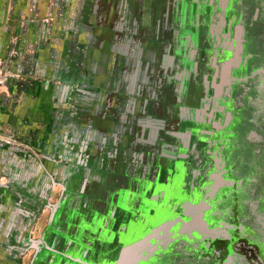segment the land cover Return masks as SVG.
<instances>
[{"label": "flooded vegetation", "instance_id": "obj_1", "mask_svg": "<svg viewBox=\"0 0 264 264\" xmlns=\"http://www.w3.org/2000/svg\"><path fill=\"white\" fill-rule=\"evenodd\" d=\"M105 3L81 37L80 88L55 108L70 131L50 156L58 200L39 237L16 231L0 253L264 264V0ZM169 214L180 221L152 233Z\"/></svg>", "mask_w": 264, "mask_h": 264}, {"label": "rangeland", "instance_id": "obj_2", "mask_svg": "<svg viewBox=\"0 0 264 264\" xmlns=\"http://www.w3.org/2000/svg\"><path fill=\"white\" fill-rule=\"evenodd\" d=\"M105 2L0 0V241L24 229L39 237L58 200L50 156L63 130L55 108L71 95L63 89L80 88L81 37L91 16H104ZM0 264H9L2 253Z\"/></svg>", "mask_w": 264, "mask_h": 264}, {"label": "water", "instance_id": "obj_3", "mask_svg": "<svg viewBox=\"0 0 264 264\" xmlns=\"http://www.w3.org/2000/svg\"><path fill=\"white\" fill-rule=\"evenodd\" d=\"M179 221H180V218L174 214H169V215L163 216V217L157 219L156 221H154L152 223L153 228H154L152 230V233H155L156 231H160V229H162V227H166L169 223H177ZM152 233H150L148 231L146 234H143L141 236V239L145 240V238H148ZM132 245H131V247H132ZM129 251H132V248H130Z\"/></svg>", "mask_w": 264, "mask_h": 264}, {"label": "crops", "instance_id": "obj_4", "mask_svg": "<svg viewBox=\"0 0 264 264\" xmlns=\"http://www.w3.org/2000/svg\"><path fill=\"white\" fill-rule=\"evenodd\" d=\"M64 90H65V91H70L71 93H73V92H75L77 89H76V86H71V87L69 86V87L65 88ZM69 95H70V94H69ZM55 116H58V113L55 112ZM60 116L63 117V115H61V114H60ZM55 121H56V120H55ZM56 122H57V121H56ZM70 126L73 127V130H72V131L74 132V131H75V126H74L72 123L70 124ZM86 127H87V126H86ZM80 128H81V129H80L79 131L82 133L83 130H84V128H85V124L80 125ZM55 130H56V129H55ZM77 130H78V129H77ZM72 131H71V133H72ZM62 132L66 134V133H69L70 131L67 132V130H66V131H62ZM52 134H53V131H52ZM72 135H74V134L72 133ZM43 214H46V212H45L44 210L41 212V215H43ZM40 220H41V218L37 219V221H36L35 223H42Z\"/></svg>", "mask_w": 264, "mask_h": 264}, {"label": "bare ground", "instance_id": "obj_5", "mask_svg": "<svg viewBox=\"0 0 264 264\" xmlns=\"http://www.w3.org/2000/svg\"><path fill=\"white\" fill-rule=\"evenodd\" d=\"M138 49V48H137ZM145 53V52H144ZM147 53V52H146ZM145 55V54H144Z\"/></svg>", "mask_w": 264, "mask_h": 264}]
</instances>
